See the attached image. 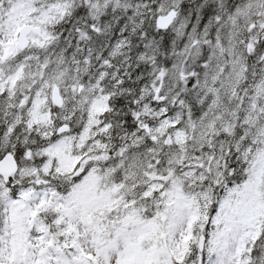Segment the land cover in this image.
I'll use <instances>...</instances> for the list:
<instances>
[{"label": "snow or ice", "instance_id": "obj_1", "mask_svg": "<svg viewBox=\"0 0 264 264\" xmlns=\"http://www.w3.org/2000/svg\"><path fill=\"white\" fill-rule=\"evenodd\" d=\"M0 264H264V0H0Z\"/></svg>", "mask_w": 264, "mask_h": 264}]
</instances>
